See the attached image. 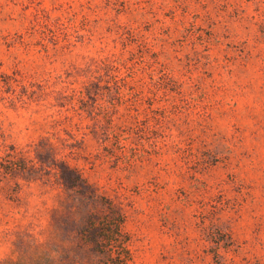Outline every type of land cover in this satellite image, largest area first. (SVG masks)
Listing matches in <instances>:
<instances>
[{"label": "rangeland", "instance_id": "1", "mask_svg": "<svg viewBox=\"0 0 264 264\" xmlns=\"http://www.w3.org/2000/svg\"><path fill=\"white\" fill-rule=\"evenodd\" d=\"M0 264H264V0H0Z\"/></svg>", "mask_w": 264, "mask_h": 264}, {"label": "trees", "instance_id": "2", "mask_svg": "<svg viewBox=\"0 0 264 264\" xmlns=\"http://www.w3.org/2000/svg\"><path fill=\"white\" fill-rule=\"evenodd\" d=\"M104 238H105L106 240H110V239H112L113 237L109 236V234H107V235L105 234V235H104Z\"/></svg>", "mask_w": 264, "mask_h": 264}]
</instances>
